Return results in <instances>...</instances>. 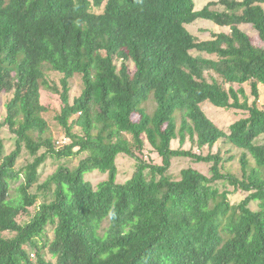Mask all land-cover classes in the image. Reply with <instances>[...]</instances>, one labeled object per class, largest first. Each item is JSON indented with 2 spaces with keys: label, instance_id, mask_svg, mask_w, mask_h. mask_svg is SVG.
I'll list each match as a JSON object with an SVG mask.
<instances>
[{
  "label": "trees",
  "instance_id": "trees-1",
  "mask_svg": "<svg viewBox=\"0 0 264 264\" xmlns=\"http://www.w3.org/2000/svg\"><path fill=\"white\" fill-rule=\"evenodd\" d=\"M218 5L223 11L195 10L194 0H0V95L11 94L0 127L15 137L9 155L0 141V264H264V145L256 143L264 0ZM198 20L229 32L199 41L186 28ZM46 69L63 76L51 88L68 140L61 146L40 102ZM75 75L83 89L70 103ZM205 102L243 117L225 132ZM176 139L199 150L223 140L241 151L242 176L223 173L219 153L172 149ZM146 143L160 164L144 159ZM23 150L33 161L15 170ZM82 154L73 169L63 163ZM120 155L135 161L124 183ZM177 158L210 165V176L187 168L173 179ZM48 159L58 167L31 193ZM93 171L107 174L96 187L84 179ZM219 182L247 196L231 205Z\"/></svg>",
  "mask_w": 264,
  "mask_h": 264
},
{
  "label": "rangeland",
  "instance_id": "rangeland-1",
  "mask_svg": "<svg viewBox=\"0 0 264 264\" xmlns=\"http://www.w3.org/2000/svg\"><path fill=\"white\" fill-rule=\"evenodd\" d=\"M219 0H194L195 2V10H201L206 5H211L212 10L223 11V7L218 5ZM187 30L199 41L209 40L214 34L218 33H227L229 32V28L227 27H219L214 25L209 21L198 20L194 23L186 26ZM241 30H243L246 34L249 35L251 42L255 46H261V42L259 41L256 32H254L250 26L241 25L239 26ZM132 65V64H131ZM132 70V68H131ZM45 81L47 83L46 86H42L40 89V102L46 108V112L43 114L44 119L47 121L49 126V136H51L58 144L61 146L68 142L65 138L62 129L55 122V117L59 113L61 108V101L59 95L56 94L51 88L61 89L60 81L62 79V75L51 72L48 69L45 71ZM69 99L70 103H72L74 98H77L83 89L82 80L80 75H75L73 78L69 80ZM11 98V94H1L0 95V123H2L6 116V108L5 105ZM258 106L261 109H264V86H259V98H258ZM144 107L147 109L149 114H152L155 108V104L152 100V95L149 96L148 101L144 104ZM202 110L206 114V116L221 130L227 132L228 127L234 122L238 121L243 117L241 112L236 111H225L223 109L217 108L211 105L208 102H205L201 105ZM129 138V137H128ZM0 141L3 147L4 155H9L15 148V137L9 132L8 128L3 126L0 127ZM257 144L264 145V135L256 140ZM181 147L182 150L185 151H193L196 154L207 155L208 153L216 154L219 153L223 160V173H230L238 178L242 176L241 168L239 164V159L241 155V151L232 147L231 145L225 143L223 140L217 142L211 149L205 147L201 150L197 149L196 145L191 143L188 139H186L185 143L181 146L179 140L176 139L172 141L171 148L178 149ZM144 159L148 162H153L155 164H160L161 160L154 153L151 148L145 144L144 150ZM85 155L82 154L80 156H76L70 160L63 161V163L68 166V168L73 169L77 166L79 161L84 158ZM231 159V160H230ZM33 161V158L29 155V153L23 150L20 158L17 160L15 165V170H20L25 168L29 163ZM58 167L57 162H53L48 159L42 166L38 169V183L31 189V193L36 192V187L42 184L47 177L55 172ZM117 167V183H124L128 179L131 178L134 173L135 161L127 156L120 155L116 160ZM193 168L200 173L210 176L209 168L210 165L203 163H194L188 158H177L171 161V167L168 171V174L173 179H179L180 172L183 169ZM84 179L92 184L93 187H96L100 182L105 181L107 179V174H102L98 171H93L91 173H86ZM20 181L15 182L11 186V194L15 195V189L19 185ZM218 188L220 191H226L228 193V201L231 205H238L247 195L239 190H235L232 186L227 183L219 182ZM42 200H39L36 204L38 206ZM256 203L251 204V208L256 210ZM35 208H32V213H34ZM106 227V224H104ZM47 237L49 240L53 238L52 228H47L46 231ZM32 259H35L33 257Z\"/></svg>",
  "mask_w": 264,
  "mask_h": 264
}]
</instances>
